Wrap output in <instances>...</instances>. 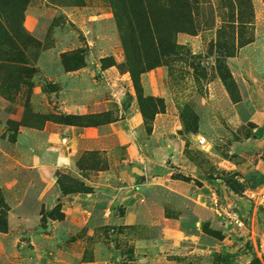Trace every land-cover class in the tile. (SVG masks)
Wrapping results in <instances>:
<instances>
[{"label":"rangeland","instance_id":"rangeland-1","mask_svg":"<svg viewBox=\"0 0 264 264\" xmlns=\"http://www.w3.org/2000/svg\"><path fill=\"white\" fill-rule=\"evenodd\" d=\"M190 6L193 25L173 35L175 53L145 72L159 79L149 91L145 73L137 87L128 64L138 70L140 56L152 58L158 37L138 51L110 0H31L23 25L33 41L11 47L0 34V264H260L248 243L264 233V210L244 193L264 176V0ZM132 98L141 145L154 113L168 107L173 135L151 138L154 156L141 163L148 178L127 206L82 203L72 214L63 199L86 193L77 190L86 183L52 166L49 133L70 125L71 105L88 112L75 115L77 125L93 126L116 120ZM109 161L89 152L78 167L88 176ZM231 202L250 233L223 222L217 205Z\"/></svg>","mask_w":264,"mask_h":264},{"label":"crops","instance_id":"crops-1","mask_svg":"<svg viewBox=\"0 0 264 264\" xmlns=\"http://www.w3.org/2000/svg\"><path fill=\"white\" fill-rule=\"evenodd\" d=\"M147 77L148 80H146ZM143 84L147 91L149 88L157 89L160 87L157 70L143 74ZM132 99L130 106L121 112L116 120L104 122L97 126L57 125L53 126L49 133L48 141L52 151V166L60 170L71 171L80 176L86 185L92 188L91 191L83 193V195L80 193L71 196L72 201L69 199L70 197L62 198L64 202L73 204L72 207L70 206L72 214L83 212L80 210L82 203L86 206L96 207L99 201H104L100 205L111 202V205L113 203L127 206L133 197L140 194L136 190L142 188L145 185V182L142 181L148 178L146 176L149 173L145 167L141 166V163L147 162L150 157L154 156L151 138L155 137L159 141V137L168 138L169 133V135H173L175 126L171 119L172 111L168 107L166 113H160L155 117L152 135H149L151 136V138L149 137L150 141L147 139L141 145L138 136L142 133L144 126L136 106V99ZM73 106L69 107L71 114L88 113L85 106ZM199 137L200 135L198 139ZM173 143L174 140L169 145ZM89 152L105 153L110 161L105 169L84 176L79 170L78 164L80 159ZM134 161L135 164L130 165ZM134 167H139L144 174H136L133 171ZM140 176L145 177V179L139 180ZM59 186L57 187L58 190L60 189ZM215 197L216 194L214 193ZM58 198L61 197L58 196ZM68 203L66 204L68 205ZM135 205L141 207L137 205V202L129 204L128 207ZM106 210L109 213V209Z\"/></svg>","mask_w":264,"mask_h":264},{"label":"trees","instance_id":"trees-1","mask_svg":"<svg viewBox=\"0 0 264 264\" xmlns=\"http://www.w3.org/2000/svg\"><path fill=\"white\" fill-rule=\"evenodd\" d=\"M30 1L31 0H0V14L3 12V15L6 16V23H3L0 19V34L9 42L11 47H13L19 39H25L29 42L33 41L23 25L24 13ZM110 2L113 6L119 27L122 29V21L126 23V29L131 33L130 37L138 51H142L143 53L146 49L155 48L153 39H155V36L158 37L160 49L155 50V55L152 58L145 59L143 56H140V61L135 64V67L139 66L138 70L133 68L132 62L128 64L134 83L139 87L140 78L143 73L147 70L149 71L155 67H159L162 64L163 57L175 53L177 45L172 39L173 35L177 32L187 31L186 25H193L191 22L192 6H190V0H110ZM161 20L169 22V24H167L169 26V34H163L162 31L159 30ZM130 61L131 59L129 57L128 62ZM141 100H143L142 97ZM157 113H159V111L154 113L153 119ZM76 119L77 116L68 115L65 123L77 125V123H75ZM101 123H103V121L95 123L93 126H97ZM84 125L92 124H87L85 122ZM73 181L79 184L75 179ZM81 185V187L77 188L78 191H91V188L87 187L85 184L82 183ZM230 185L235 189L237 188L233 181ZM262 185H264V176L261 181L254 182L250 188H257ZM1 224L3 225L1 228L5 231L7 229L5 213L0 216V225ZM248 245L250 248L249 251L254 252L252 244L249 242ZM254 262L260 263L256 256Z\"/></svg>","mask_w":264,"mask_h":264},{"label":"built area","instance_id":"built-area-1","mask_svg":"<svg viewBox=\"0 0 264 264\" xmlns=\"http://www.w3.org/2000/svg\"><path fill=\"white\" fill-rule=\"evenodd\" d=\"M198 141L202 145L207 144L205 136H200ZM244 195L254 208L256 207L264 210V185L257 188H248ZM216 203H218L217 200ZM217 207L220 217H222L223 222L227 226L242 232L247 230L246 232L250 233L243 213L234 202L229 203L228 207H225L222 204L217 205ZM255 237V234H253L252 239L254 240H252L253 242H250L251 244L253 243L252 246L254 248V256L258 258L260 264H264V233L256 239Z\"/></svg>","mask_w":264,"mask_h":264},{"label":"water","instance_id":"water-1","mask_svg":"<svg viewBox=\"0 0 264 264\" xmlns=\"http://www.w3.org/2000/svg\"><path fill=\"white\" fill-rule=\"evenodd\" d=\"M133 171L138 175L144 174V172L139 167H134Z\"/></svg>","mask_w":264,"mask_h":264}]
</instances>
